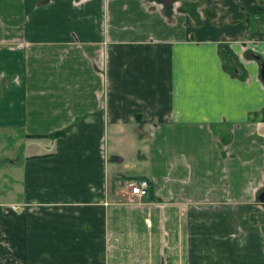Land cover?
<instances>
[{
  "label": "crops",
  "instance_id": "crops-1",
  "mask_svg": "<svg viewBox=\"0 0 264 264\" xmlns=\"http://www.w3.org/2000/svg\"><path fill=\"white\" fill-rule=\"evenodd\" d=\"M172 2L0 0V264H264V0Z\"/></svg>",
  "mask_w": 264,
  "mask_h": 264
},
{
  "label": "built area",
  "instance_id": "built-area-1",
  "mask_svg": "<svg viewBox=\"0 0 264 264\" xmlns=\"http://www.w3.org/2000/svg\"><path fill=\"white\" fill-rule=\"evenodd\" d=\"M125 200L132 202L147 195L148 182L145 179H129L122 185Z\"/></svg>",
  "mask_w": 264,
  "mask_h": 264
},
{
  "label": "water",
  "instance_id": "water-1",
  "mask_svg": "<svg viewBox=\"0 0 264 264\" xmlns=\"http://www.w3.org/2000/svg\"><path fill=\"white\" fill-rule=\"evenodd\" d=\"M159 3H161L164 7H168L170 0H157ZM229 68L231 69L233 74H238V71L235 69L233 62L229 63ZM259 77L261 79V82H264V64L261 63L259 67ZM258 200L263 202L264 201V193H261L258 196Z\"/></svg>",
  "mask_w": 264,
  "mask_h": 264
},
{
  "label": "rangeland",
  "instance_id": "rangeland-1",
  "mask_svg": "<svg viewBox=\"0 0 264 264\" xmlns=\"http://www.w3.org/2000/svg\"><path fill=\"white\" fill-rule=\"evenodd\" d=\"M10 158H14V156L11 154V155H8V158H6V157L5 158H0V164H1V161H4V163H5V164L2 163L0 166L3 167L5 165H9V161L12 160ZM134 200H136V199H134Z\"/></svg>",
  "mask_w": 264,
  "mask_h": 264
},
{
  "label": "flooded vegetation",
  "instance_id": "flooded-vegetation-1",
  "mask_svg": "<svg viewBox=\"0 0 264 264\" xmlns=\"http://www.w3.org/2000/svg\"><path fill=\"white\" fill-rule=\"evenodd\" d=\"M170 1L172 2L173 0H170ZM172 3H173V2H172ZM169 4H170V3H169ZM163 7H164V6H163ZM168 7H169V5H168ZM168 7H167V8H168ZM165 8H166V7H165ZM167 8H166V9H167ZM192 11H193L195 14H197L193 7H192ZM227 59H230V57L227 58ZM229 62H232V61H229ZM229 62L226 63L228 68H229ZM260 64H261V63H260ZM263 64H264V63H263ZM262 83L264 84V82H262ZM262 193H264V192H262ZM260 194H261V193H260ZM260 194H259V195H260ZM259 195H258V196H259ZM257 199H258V197H257ZM258 201H259V200H258ZM259 202H261V201H259ZM261 203L264 204V201L261 202Z\"/></svg>",
  "mask_w": 264,
  "mask_h": 264
},
{
  "label": "trees",
  "instance_id": "trees-1",
  "mask_svg": "<svg viewBox=\"0 0 264 264\" xmlns=\"http://www.w3.org/2000/svg\"><path fill=\"white\" fill-rule=\"evenodd\" d=\"M250 14H251V16L256 15V14H261V11L260 10H250L248 12V15H250Z\"/></svg>",
  "mask_w": 264,
  "mask_h": 264
}]
</instances>
